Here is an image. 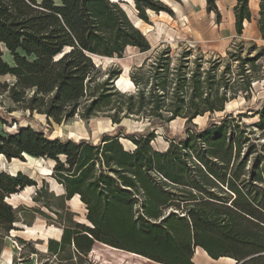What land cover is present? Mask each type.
Instances as JSON below:
<instances>
[{
	"label": "trees",
	"instance_id": "obj_1",
	"mask_svg": "<svg viewBox=\"0 0 264 264\" xmlns=\"http://www.w3.org/2000/svg\"><path fill=\"white\" fill-rule=\"evenodd\" d=\"M125 1L146 23L147 11L173 14L159 0ZM236 1L235 26L242 35L244 23L252 20L250 0ZM218 2L206 0V10L220 18ZM120 3L0 0V78L14 79L0 80V96L58 124L104 116L116 126L132 119H183L191 125L224 112L241 96L248 100L253 84L264 83V47L241 44L208 58L194 48L153 50ZM259 30L264 38V0ZM129 48L152 54L131 69L134 91L125 92L115 85L122 68L112 65L105 75L94 58L121 60ZM6 50L13 64L4 60ZM258 115L256 127L264 130V108ZM242 118L231 113L205 130L187 128L185 138L173 140L165 151L153 147L154 135L125 134L121 127L97 144L50 139L22 127L0 135V156L55 162L53 177L64 187L65 200L78 196L86 206L90 226L76 224L65 229L60 242H49L56 257L73 246L77 254L108 264L93 248L98 243L143 263L195 264L200 247L215 260L264 264V156L249 166L256 145L243 152L250 138ZM121 137L134 149L127 150ZM32 186L27 176L0 173L2 234L21 222L8 198ZM32 254L39 256L36 250Z\"/></svg>",
	"mask_w": 264,
	"mask_h": 264
},
{
	"label": "rangeland",
	"instance_id": "obj_2",
	"mask_svg": "<svg viewBox=\"0 0 264 264\" xmlns=\"http://www.w3.org/2000/svg\"><path fill=\"white\" fill-rule=\"evenodd\" d=\"M159 1L163 2L173 14L165 12L156 15L147 11L148 23L139 18L135 5L128 2L120 3L134 25L148 38L153 50L167 45L171 46L174 52L177 49L181 51L185 48H194L195 53L200 50L208 58L216 55L225 56L227 51L241 44L246 48L253 43L264 47V38H261L257 14L254 15V24L244 25L242 35L237 33L236 0H219L217 6L221 14L220 18L214 12H207L206 0ZM9 54L5 53V61L13 64V58ZM151 54L152 52L141 53L138 49L129 48L124 59L112 60L96 57L95 63L103 67L105 75L112 65L121 67L123 73L115 85L122 91L132 92L134 88L129 79L130 71L134 66L141 65ZM0 80L2 82L14 81L9 76L1 77ZM263 108L264 83H254L253 94L248 100L241 96L231 101L224 112L207 114L194 120L191 125L183 119L170 123L161 120L132 119L116 126L104 116L93 117L89 120L76 116L58 124L49 120L45 115L22 110L7 96H0V135L14 134L22 127H31L50 139L77 142L87 140L97 144L104 135H118L121 127L125 134L154 135L153 147L165 151L173 140L185 138L187 128L197 126L199 130H205L211 123L218 124L227 115L233 113L234 116L243 117L242 129L247 131L245 136L250 138V142L244 145L243 152H246V148L256 145L248 162L251 166L257 156H264V130L256 127V124L261 121L258 113ZM121 142L127 150L134 149L133 144L127 139L121 137ZM37 160L35 157H27L23 160L8 161L0 156V173L12 176L22 174L35 182V186L31 189L25 188L18 192L16 198L10 196L7 200L12 208L20 212L21 222L16 224L15 229L8 235L0 231V257L13 256L10 264H21L29 260L32 251L36 250L39 252V256L34 257L37 264H98V261L90 254L88 256L77 254L73 246L66 247L57 257L49 252V242L52 240L60 242L65 229L73 228L76 224L85 226H90V224L87 221L86 206L78 196L71 201L65 200L64 187L53 177L55 162L48 159H39L41 160L39 162ZM261 166H263V160ZM40 190H42L41 195L37 197V192ZM28 229L30 231L26 233ZM93 248L103 260L109 262L108 264H157L153 261L143 263L138 258L127 259L122 252H113L98 243Z\"/></svg>",
	"mask_w": 264,
	"mask_h": 264
},
{
	"label": "crops",
	"instance_id": "obj_3",
	"mask_svg": "<svg viewBox=\"0 0 264 264\" xmlns=\"http://www.w3.org/2000/svg\"><path fill=\"white\" fill-rule=\"evenodd\" d=\"M262 0H250L249 6L250 11L252 14V20L251 22H245L244 25H252L255 23L254 21V15L257 14V16L260 19V4ZM237 2V1H236ZM259 19H258V27H259ZM262 38V36H261ZM37 257V255L32 254L29 260L23 261L21 264H37V260H35L34 257ZM13 256H3V258L0 257V264H10L12 262ZM193 262L195 264H236V260L228 258V257H222L218 260H215L211 258L202 248L198 247L194 251L193 256Z\"/></svg>",
	"mask_w": 264,
	"mask_h": 264
},
{
	"label": "bare ground",
	"instance_id": "obj_4",
	"mask_svg": "<svg viewBox=\"0 0 264 264\" xmlns=\"http://www.w3.org/2000/svg\"><path fill=\"white\" fill-rule=\"evenodd\" d=\"M110 1H113V0H110ZM139 22H141V20H139ZM7 52H8V51L6 50L5 53L7 54ZM8 53H9V52H8ZM9 56H10V54H9ZM4 60H6V59H5V55H4ZM25 156H27L28 158H30L28 155H25ZM39 161H41V160L38 159L37 162H39ZM27 189L29 190V189H31V187H27ZM17 196H18V194H15V195H12L11 198H16ZM29 231H30V229H28V230L26 231V233H28ZM14 233H15V232H14Z\"/></svg>",
	"mask_w": 264,
	"mask_h": 264
},
{
	"label": "water",
	"instance_id": "obj_5",
	"mask_svg": "<svg viewBox=\"0 0 264 264\" xmlns=\"http://www.w3.org/2000/svg\"><path fill=\"white\" fill-rule=\"evenodd\" d=\"M121 2H122V3H126V1H125V0H121ZM95 58H96V57H95ZM95 58H94V61H95ZM112 60H119V59H112ZM28 156H29V155H28ZM29 157H31V156H29ZM24 158H26V159H27V156H25V155H24ZM15 176H16V175H15Z\"/></svg>",
	"mask_w": 264,
	"mask_h": 264
}]
</instances>
